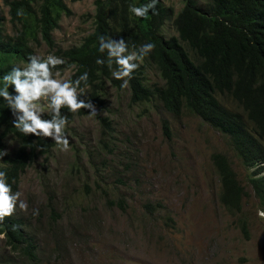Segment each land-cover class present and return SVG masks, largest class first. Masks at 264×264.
I'll return each mask as SVG.
<instances>
[{"label":"rangeland","instance_id":"1","mask_svg":"<svg viewBox=\"0 0 264 264\" xmlns=\"http://www.w3.org/2000/svg\"><path fill=\"white\" fill-rule=\"evenodd\" d=\"M62 1L71 16L62 18L53 39L56 49L66 50L81 46L93 33L97 0ZM161 1L176 12L184 5L183 0ZM0 8L6 33L13 35L4 0ZM163 31L166 37L176 35L171 22ZM49 55L53 52L45 45L36 49L41 59ZM72 74L53 72V78L69 81ZM147 75L149 85L163 83L154 67ZM221 100L236 109L232 101ZM48 102H38L42 114L50 112ZM96 111L66 128L67 150L57 145L48 159L41 158L22 176L20 200L27 209L17 204L13 215L33 236L36 261L12 252L0 236V264H264L257 250L264 232L259 201L250 171L227 136L187 110L173 116L159 100L132 105L128 86L117 90L109 83L105 109ZM103 117L112 121L105 138ZM6 145L8 153L19 147L11 136ZM99 147L103 151L91 158L88 148ZM216 150L228 156L245 188L249 239L218 201L219 182L210 159Z\"/></svg>","mask_w":264,"mask_h":264},{"label":"trees","instance_id":"2","mask_svg":"<svg viewBox=\"0 0 264 264\" xmlns=\"http://www.w3.org/2000/svg\"><path fill=\"white\" fill-rule=\"evenodd\" d=\"M75 1L80 0H72ZM148 3L151 0H97L93 33L81 46L62 50L56 49L53 39L62 18L71 16L62 0H4L13 35L6 33L7 19L0 8V88L4 86V75L14 67H25L29 55L36 56V49L45 45L63 60L52 72L73 70L69 79L73 82L88 74V80L81 82L77 90L78 96L90 100L102 111L108 84L122 90L123 81L112 76L117 66L114 62L108 65L107 51H99V38L115 41L123 38L128 53L152 43L153 50L143 60L136 61L139 67L128 82L131 104L159 100L173 116L187 110L227 136L230 148L250 171V184L259 209L264 211V0H183L179 12L158 0L156 9L150 10L146 18H138L129 11L130 7ZM167 22L172 23L176 35H164ZM97 59L105 63L97 64ZM151 67L163 83L148 84L147 72ZM9 92L15 97L13 88L9 87ZM221 99L232 101L236 109ZM61 114L68 118L65 132L76 118L87 116L90 111L81 109L72 114L63 107ZM42 118L52 116L50 112L43 113ZM13 121L7 102L0 97V151H6L9 136L19 145L0 159V171L6 173V182L15 193L19 192L27 169L41 158L48 159L57 144L50 138L20 133ZM100 121L105 138L112 121L108 117ZM163 128L167 133L166 120ZM102 151V147L88 148L91 158ZM210 159L219 182L218 201L249 239L245 188L225 153L213 151ZM0 236L12 252H22L25 258L36 261V242L20 218L5 217L0 222Z\"/></svg>","mask_w":264,"mask_h":264},{"label":"clouds","instance_id":"3","mask_svg":"<svg viewBox=\"0 0 264 264\" xmlns=\"http://www.w3.org/2000/svg\"><path fill=\"white\" fill-rule=\"evenodd\" d=\"M157 2L158 0H151V3L146 5L130 7L129 11L138 18H146L150 10L156 9ZM99 40V51L101 53L107 51L108 65L111 66L114 62L117 66L112 76L123 81L121 88L128 86L132 73L139 67L136 61L143 60L154 48V44L146 43L137 51L128 53V45L123 38L115 41L101 36ZM62 63V59L53 55L47 56L46 59L29 55L25 67H14L10 73L4 75V86L0 88V97L7 102L14 116L13 126L20 133L50 138L64 151L69 147L70 141L64 132L68 118L61 114V109L67 107L72 114H77L81 109L89 110L90 115H96L97 111L90 100L80 99L78 96L77 90L81 82L88 80L87 73L74 82L70 80L61 82L53 78L52 69ZM96 63L102 65L105 60L97 59ZM9 87L14 89L15 97L9 92ZM42 98H48L51 119L42 118L41 105L38 103ZM6 155H8L6 151H0V159ZM6 179V173L0 171V222L14 214L17 204L20 209H27V204L20 200L21 193H13ZM38 214V209H34L33 215ZM257 215L264 219V211L258 209Z\"/></svg>","mask_w":264,"mask_h":264},{"label":"water","instance_id":"4","mask_svg":"<svg viewBox=\"0 0 264 264\" xmlns=\"http://www.w3.org/2000/svg\"><path fill=\"white\" fill-rule=\"evenodd\" d=\"M257 250L260 260L264 263V232L258 240Z\"/></svg>","mask_w":264,"mask_h":264}]
</instances>
